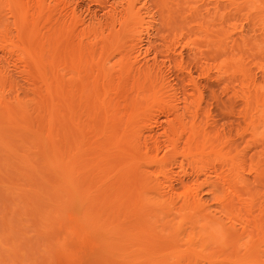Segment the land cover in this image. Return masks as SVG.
<instances>
[{
	"label": "bare ground",
	"instance_id": "bare-ground-1",
	"mask_svg": "<svg viewBox=\"0 0 264 264\" xmlns=\"http://www.w3.org/2000/svg\"><path fill=\"white\" fill-rule=\"evenodd\" d=\"M259 1L0 0V264H264Z\"/></svg>",
	"mask_w": 264,
	"mask_h": 264
},
{
	"label": "rangeland",
	"instance_id": "rangeland-1",
	"mask_svg": "<svg viewBox=\"0 0 264 264\" xmlns=\"http://www.w3.org/2000/svg\"><path fill=\"white\" fill-rule=\"evenodd\" d=\"M261 1V0H260ZM257 2V4H261V2H263V1H261V2ZM254 11L253 12H257L256 11V9H253ZM261 12V11H260ZM254 16H257L256 14H254ZM239 21H240V17L239 18H237L236 20H234L233 22H238L239 23ZM160 36H161V34H159V35H157L156 33L153 35V42H154V45L155 46H158V47H160L161 46V43L163 42V41H161V39H160ZM258 63H264V54L263 55H258V54H255V51H254V49H253V72L254 73H257V74H259V76L261 75V71L259 70V68H257V64ZM211 82V81H210ZM209 82V83H210ZM205 84H207V80H205V82H204ZM214 92V94L212 95V93ZM218 92H219V90H218V87H216V86H208L207 87V89H206V98L208 99H210L212 96H215V95H217L218 94ZM239 108H241V106H239ZM238 108V109H239ZM215 114H217V115H220L221 114V112L218 110V111H216L215 110ZM77 244H79V242H77ZM62 264H74V263H72V262H66L65 260L62 262Z\"/></svg>",
	"mask_w": 264,
	"mask_h": 264
}]
</instances>
